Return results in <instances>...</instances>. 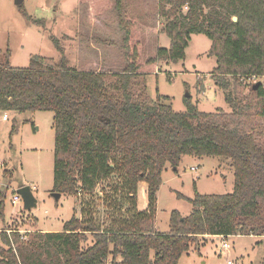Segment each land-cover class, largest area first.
<instances>
[{"label":"trees","instance_id":"obj_1","mask_svg":"<svg viewBox=\"0 0 264 264\" xmlns=\"http://www.w3.org/2000/svg\"><path fill=\"white\" fill-rule=\"evenodd\" d=\"M82 1L96 14L111 3ZM115 4L120 20L124 18L126 67L120 73L76 70L55 38L58 61L34 56L26 68H13L9 52L0 56V112L53 113L51 193L75 197L81 215L72 216L61 232H38L28 240L0 232L7 248L0 249V264H108L116 258L121 264H178L205 236L264 238V128L244 127L248 105L234 104L227 93L230 113L200 112L188 101L185 112H175L170 98L160 95L150 101L143 87L135 89L146 74L158 72L160 63L184 61L191 36L197 34L211 42L208 56L216 62L212 73L223 90L226 78L264 77V0H159L170 46L145 62L140 61L143 45L135 20L123 16L120 0ZM255 84H249L255 100L252 114L264 119V87L259 83L254 89ZM185 156L224 159L233 170V191L195 192L192 199L178 194L192 206L191 212L183 217L172 211L169 233H157L162 173L167 165L176 170ZM9 171H3L7 181L0 187L2 223ZM113 175L118 183L111 191L117 199L103 196L115 217L102 228L91 197ZM141 182L147 185L144 211L137 210L136 202ZM85 197L89 201L84 202Z\"/></svg>","mask_w":264,"mask_h":264},{"label":"rangeland","instance_id":"obj_2","mask_svg":"<svg viewBox=\"0 0 264 264\" xmlns=\"http://www.w3.org/2000/svg\"><path fill=\"white\" fill-rule=\"evenodd\" d=\"M109 1L108 7L96 14L91 12V4L82 0H23L21 7L16 6L14 0H0V56L9 52V64L13 68H26L34 56L58 61L61 54L54 45L52 38H55L64 48L71 67L76 70L122 72L126 67L122 29L124 18L120 20L115 0ZM92 4H96V1ZM159 5V0H120V9L125 14L122 15L135 20L141 34V62L153 58L158 49H168L170 46V40L163 32L166 20L161 16ZM24 13L31 22L25 20ZM38 20L41 24H38ZM210 47L211 42L206 36L192 35L184 61L160 63L158 72L146 74L135 89L140 92L143 87L145 92L142 94L150 101L157 100L160 95L170 98L175 112H185L188 101L200 112L230 113L231 108L225 101V95L230 93L235 98L234 104L242 107L247 104L248 111L251 109L250 116L246 114L247 117L243 119L244 127L264 128V119L252 114L255 104L249 89L252 79L226 78L228 86L226 91L223 90L214 80L212 72L216 62L215 58L208 56ZM2 115L7 116L6 121H2ZM53 149L52 112H0V187L7 181V178H2L3 171L12 172V178L6 186L4 205L8 219L4 218V222H0V232L6 231L10 237L15 232L28 240L33 234L42 231L61 232L64 222L74 215L81 216L77 199L62 196L55 201L51 196ZM8 174L6 177H10ZM161 177L155 218L160 231L168 229L172 211H178L183 217L191 212L192 206L185 198H192L196 191L203 195H225L233 191V170L220 158L185 156L177 166V171L167 165ZM117 183L118 178L113 175L100 183L91 197L94 214L102 228L115 217L112 209L107 207L109 202L103 193H108L113 200L117 199L111 191ZM142 183H139L137 191L138 211H144L147 207V185ZM22 186H29L37 201L36 207L30 211H24L22 201L16 206L11 204L12 192ZM178 194L185 198H178ZM82 200L87 202L89 197ZM88 239L90 245L92 240L89 236ZM221 242L215 239L199 241L196 247L191 246L189 252L182 255L178 264L262 263L264 238L230 237L226 240L230 246L227 251H221ZM0 249H7L1 240ZM121 263L120 258L114 262L108 261V264Z\"/></svg>","mask_w":264,"mask_h":264},{"label":"water","instance_id":"obj_3","mask_svg":"<svg viewBox=\"0 0 264 264\" xmlns=\"http://www.w3.org/2000/svg\"><path fill=\"white\" fill-rule=\"evenodd\" d=\"M22 2L23 0H14V4L16 6L22 5ZM236 20V17L232 18V21L235 22ZM258 86L259 83H256L253 88L256 89ZM15 192L20 196L22 200L24 211H30L36 207L37 201L29 186H22L18 188ZM51 196L55 199V201H58L61 197V195L57 193H52Z\"/></svg>","mask_w":264,"mask_h":264},{"label":"built area","instance_id":"obj_4","mask_svg":"<svg viewBox=\"0 0 264 264\" xmlns=\"http://www.w3.org/2000/svg\"><path fill=\"white\" fill-rule=\"evenodd\" d=\"M249 79H252V82H256V83H260L262 85V87H264V77H255L252 76ZM7 120V116L6 115H2V121H6ZM21 198L18 194H16V192L12 193L11 195V204L12 206H16L17 204H19L21 202ZM227 238L222 237L221 238V248L223 250H228L230 248V246L227 244L226 242ZM228 264H230V262H228Z\"/></svg>","mask_w":264,"mask_h":264},{"label":"crops","instance_id":"obj_5","mask_svg":"<svg viewBox=\"0 0 264 264\" xmlns=\"http://www.w3.org/2000/svg\"><path fill=\"white\" fill-rule=\"evenodd\" d=\"M79 5H80V3H79ZM75 7H76V5H74ZM110 12V11H109ZM103 16H101L100 18H102ZM96 20V19H95ZM114 21V20H113ZM68 33V32H67ZM75 39H76V35H75ZM63 48V47H62ZM64 49V48H63ZM165 170H166V168H165ZM191 170L193 171V170H195V169H193V168H191ZM174 171H177V169L176 170H174ZM232 183H233V181H232ZM142 185H143V183H142ZM138 189H139V185H138ZM147 191V190H146ZM195 191H196V188H195ZM197 192V191H196ZM13 193V192H12ZM61 197H62V195H61ZM60 197V198H61ZM69 197V196H68ZM74 199H76L75 197H73ZM193 198V197H192ZM192 198H187V199H192ZM60 200V199H59ZM5 213V212H4ZM181 215V214H180ZM182 216V215H181ZM5 218H7L8 219V217H6L5 216ZM10 218V217H9ZM65 223V222H64ZM63 223V224H64ZM63 227V226H62ZM154 229H155V231L157 232V233H160V234H167V233H169V231H170V228H169V226H168V229L166 230V231H160L158 228H157V226H156V222H154ZM48 231H51V230H48ZM42 233H57V232H46V231H42ZM234 237V236H233ZM246 237H253V236H246ZM221 238L222 237H219V236H205V237H203V238H201V240H204V241H206V240H213V239H215V240H221ZM230 237H228L226 240H228ZM253 238H255V237H253ZM200 240V241H201ZM263 240V239H262ZM221 251H223V249H221ZM225 251H227V250H225ZM221 253V252H220ZM219 253V254H220Z\"/></svg>","mask_w":264,"mask_h":264}]
</instances>
